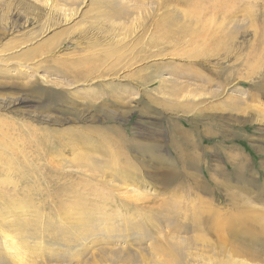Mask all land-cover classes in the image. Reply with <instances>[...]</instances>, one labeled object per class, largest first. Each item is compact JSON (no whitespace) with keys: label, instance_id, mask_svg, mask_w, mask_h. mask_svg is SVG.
Instances as JSON below:
<instances>
[{"label":"rangeland","instance_id":"rangeland-1","mask_svg":"<svg viewBox=\"0 0 264 264\" xmlns=\"http://www.w3.org/2000/svg\"><path fill=\"white\" fill-rule=\"evenodd\" d=\"M0 119V264H264V0H0Z\"/></svg>","mask_w":264,"mask_h":264},{"label":"bare ground","instance_id":"bare-ground-1","mask_svg":"<svg viewBox=\"0 0 264 264\" xmlns=\"http://www.w3.org/2000/svg\"><path fill=\"white\" fill-rule=\"evenodd\" d=\"M64 11V10H63ZM66 13V12H65ZM70 14V13H69ZM67 16V14H66ZM69 17V16H68ZM72 17V16H71ZM67 17H65V21H66ZM5 119H0V183H10V182H23L25 181L27 183V178H28V174L21 168V166L19 165V162L17 161V159H15V156L13 155L12 152H14V145L16 144V140H19L23 143L26 144L27 142V137L26 138H19L18 136L13 135L12 132V128L14 127V123L13 122H6ZM19 138V139H17ZM24 154H26L25 152L21 153V157L23 159H21V161H24L26 165L27 164V160L24 156ZM30 178V177H29ZM24 183V182H23ZM11 192V191H10ZM10 197V196H9ZM2 198V197H1ZM0 198V199H1ZM6 199V198H5ZM4 200V198H3ZM6 202V201H5ZM11 205L8 204V207H10ZM11 221V219H8ZM10 221L9 224L11 223ZM6 222V221H5ZM13 222V221H12ZM263 223V222H262ZM5 224V223H4ZM8 224V223H6ZM8 224V225H9ZM6 225V226H8ZM2 226V225H1ZM5 227V226H4ZM10 227V226H9ZM8 227V228H9ZM239 227V226H238ZM260 229V228H259ZM6 231V230H5ZM259 231V230H258ZM256 232V231H255ZM254 232V233H255ZM262 232V231H261ZM5 233V232H4ZM264 233V232H263ZM257 234V233H256ZM5 235V234H3ZM9 235V234H8ZM7 236V235H6ZM4 239L6 238L7 241V237L3 236ZM10 237V236H9ZM13 237V236H12ZM14 240V239H13ZM224 240V239H223ZM9 241V240H8ZM212 241V240H210ZM13 242V241H11ZM224 243V242H223ZM227 243V242H225ZM14 244V242H13ZM233 244V243H232ZM235 244V243H234ZM5 245V244H4ZM11 245V244H10ZM8 246V244H7ZM212 246V245H211ZM216 246V245H215ZM10 247V246H9ZM221 247V246H220ZM231 247V246H230ZM226 248V247H225ZM221 249V248H220ZM239 249V248H236ZM242 250V248H240ZM229 250V249H227ZM9 251V250H8ZM245 250H242L241 252H243ZM247 251V250H246ZM227 252V251H226ZM235 252V251H234ZM240 252V251H239ZM240 252V254H241ZM222 254V253H221ZM239 254V255H240ZM243 254V253H242ZM242 254L240 256H242ZM246 254V252H245ZM252 254V253H251ZM229 256V255H227ZM231 257V256H229ZM256 257V256H255ZM253 258V255H252ZM4 259V258H3ZM2 259V260H3ZM229 259V258H228ZM251 259V258H250ZM259 260V259H258ZM216 261V260H215ZM234 263L236 264L235 260H233ZM256 261V260H255ZM260 261V260H259ZM20 262L21 264H27L23 261V259L20 258ZM217 262V261H216ZM240 262V261H239ZM244 262V261H243ZM222 263V262H221Z\"/></svg>","mask_w":264,"mask_h":264}]
</instances>
